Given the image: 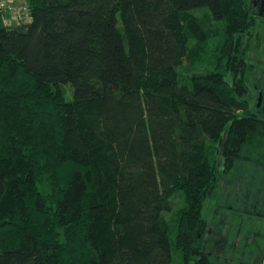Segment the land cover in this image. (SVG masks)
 <instances>
[{
    "label": "trees",
    "instance_id": "1",
    "mask_svg": "<svg viewBox=\"0 0 264 264\" xmlns=\"http://www.w3.org/2000/svg\"><path fill=\"white\" fill-rule=\"evenodd\" d=\"M26 4L18 22L0 10V264H174V247L180 264H221L206 202L264 166L248 0ZM211 53L213 72L181 75Z\"/></svg>",
    "mask_w": 264,
    "mask_h": 264
},
{
    "label": "rangeland",
    "instance_id": "2",
    "mask_svg": "<svg viewBox=\"0 0 264 264\" xmlns=\"http://www.w3.org/2000/svg\"><path fill=\"white\" fill-rule=\"evenodd\" d=\"M25 1V2H24ZM15 5H24L26 0H14ZM24 2V3H23ZM250 2V0H248ZM251 4V3H250ZM249 4V5H250ZM207 33L223 31V25L211 19L209 10L191 11ZM253 39L245 40L246 59L249 63L248 79L250 91L248 100L252 109L264 115V22ZM218 36V35H217ZM221 35L211 37L210 46L216 47ZM212 38H214L212 40ZM196 42L192 41L191 45ZM212 52H215V50ZM215 53L207 54L203 62L192 64L191 69H180L181 75L206 74L215 70ZM190 64L185 60L184 66ZM68 91V90H67ZM70 92V90L68 91ZM177 206L182 205L179 198ZM204 218L209 225L205 237V251L211 259L221 264H264V166L242 164L234 174L223 179L218 195L206 202ZM174 244V234L171 235ZM174 264H180V256L173 248Z\"/></svg>",
    "mask_w": 264,
    "mask_h": 264
},
{
    "label": "built area",
    "instance_id": "3",
    "mask_svg": "<svg viewBox=\"0 0 264 264\" xmlns=\"http://www.w3.org/2000/svg\"><path fill=\"white\" fill-rule=\"evenodd\" d=\"M0 10L3 13L4 23H11L10 18L15 17L18 21L27 19L28 5H13V0H0Z\"/></svg>",
    "mask_w": 264,
    "mask_h": 264
},
{
    "label": "flooded vegetation",
    "instance_id": "4",
    "mask_svg": "<svg viewBox=\"0 0 264 264\" xmlns=\"http://www.w3.org/2000/svg\"><path fill=\"white\" fill-rule=\"evenodd\" d=\"M251 3V4H250ZM249 8L251 13H253L259 20L264 22V0H250ZM261 100L263 99V95H261ZM264 106V102H263Z\"/></svg>",
    "mask_w": 264,
    "mask_h": 264
},
{
    "label": "crops",
    "instance_id": "5",
    "mask_svg": "<svg viewBox=\"0 0 264 264\" xmlns=\"http://www.w3.org/2000/svg\"><path fill=\"white\" fill-rule=\"evenodd\" d=\"M24 2H25V1H24ZM24 2H23V3H24ZM15 4H16V3H15Z\"/></svg>",
    "mask_w": 264,
    "mask_h": 264
}]
</instances>
